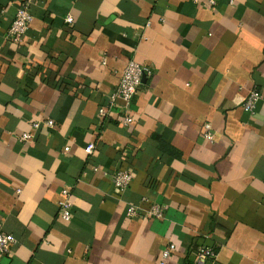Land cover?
<instances>
[{
  "label": "crops",
  "instance_id": "1",
  "mask_svg": "<svg viewBox=\"0 0 264 264\" xmlns=\"http://www.w3.org/2000/svg\"><path fill=\"white\" fill-rule=\"evenodd\" d=\"M25 1L33 20L10 43ZM230 1L0 0V232L14 237L0 264H156L169 243L166 264H194L201 245L216 251L203 264H264V0ZM129 60L152 74L122 126L107 103ZM141 197L163 218H127Z\"/></svg>",
  "mask_w": 264,
  "mask_h": 264
},
{
  "label": "built area",
  "instance_id": "2",
  "mask_svg": "<svg viewBox=\"0 0 264 264\" xmlns=\"http://www.w3.org/2000/svg\"><path fill=\"white\" fill-rule=\"evenodd\" d=\"M232 0L230 1V3ZM213 5V2H210ZM33 20L32 14L29 10V2L25 1L19 5L15 11L14 18L6 32V40L10 43L18 44L24 38L26 31L28 30ZM66 23L70 24L72 19L70 16L66 18ZM152 71L150 68L142 67L134 60H129L124 67L119 79V83L115 90L109 95L107 108L113 107L118 101L121 102L122 109V126H129L133 123V117L130 115V107L136 92L141 85L143 77L151 76ZM260 99L259 92L254 88L251 89L245 96L241 109L245 113H252L257 102ZM107 109L100 107L98 109V116L100 118L106 117ZM44 126L52 127L54 125L52 120L42 121ZM40 125V122H34L31 124L33 129H36ZM202 137L206 141H213L214 134L212 127L208 123H204L202 126ZM32 137L29 132H24L19 136V140L28 141ZM95 144L93 142L88 143L84 147V151L88 154L92 153ZM65 151L68 147L64 148ZM132 172L128 169H115L110 175V181L113 188L116 191H124L132 180ZM19 192V190H17ZM63 199L58 202V216L63 221H70L72 218V202L70 194L67 189L62 190ZM140 202L147 203L146 209H143L140 204L129 203L125 208V216L127 218H133L136 216H144L152 219H161L164 216L163 206L150 200L148 197H141ZM14 242V237L8 233L0 232V254L7 253ZM175 245L169 243L166 245L160 254V257L156 264H166V261L171 256ZM216 256V251L210 246L201 245L197 247L194 255V264H203L205 261H213Z\"/></svg>",
  "mask_w": 264,
  "mask_h": 264
},
{
  "label": "water",
  "instance_id": "3",
  "mask_svg": "<svg viewBox=\"0 0 264 264\" xmlns=\"http://www.w3.org/2000/svg\"><path fill=\"white\" fill-rule=\"evenodd\" d=\"M142 80H143V78H142Z\"/></svg>",
  "mask_w": 264,
  "mask_h": 264
}]
</instances>
